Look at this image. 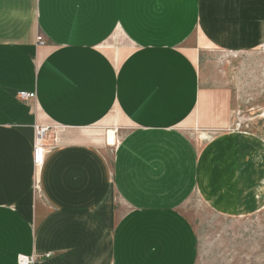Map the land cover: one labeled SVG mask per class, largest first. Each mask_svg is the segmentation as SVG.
<instances>
[{"label":"crops","instance_id":"0c3cea01","mask_svg":"<svg viewBox=\"0 0 264 264\" xmlns=\"http://www.w3.org/2000/svg\"><path fill=\"white\" fill-rule=\"evenodd\" d=\"M263 47L264 0H0V264H197L191 197L264 204V135L201 67ZM102 124L125 131L115 150Z\"/></svg>","mask_w":264,"mask_h":264},{"label":"rangeland","instance_id":"374dc122","mask_svg":"<svg viewBox=\"0 0 264 264\" xmlns=\"http://www.w3.org/2000/svg\"><path fill=\"white\" fill-rule=\"evenodd\" d=\"M233 57L209 56L211 69L201 67V71L207 79L214 76L215 71L228 79L236 96L235 124L239 121L245 123L246 126L242 128L245 133L260 132L264 135V47L255 55ZM48 126L43 125L51 135L53 128ZM107 127L102 124L92 131L107 138L108 132L115 130L114 146L107 142L115 150L125 131ZM188 129L187 126L185 131L188 135L199 138L196 131ZM182 212L197 233V264H264V204L254 215L232 218L211 211L198 197L193 196L183 206Z\"/></svg>","mask_w":264,"mask_h":264},{"label":"built area","instance_id":"2783aa9c","mask_svg":"<svg viewBox=\"0 0 264 264\" xmlns=\"http://www.w3.org/2000/svg\"><path fill=\"white\" fill-rule=\"evenodd\" d=\"M37 43L39 46L45 45V38L42 35H39L37 38ZM18 98L21 101H29L31 99L36 98L35 93H26V92H20L18 94ZM246 126L245 123H241L240 121L238 122L236 129L237 131H242V128ZM48 132L49 129H46L44 127H37V143L35 145V150H34V163L36 165L37 169H41L42 166L44 165L45 157L48 153L49 150H51V146H46L45 142L48 139ZM19 264H35L36 259L34 257H24L21 256L18 259Z\"/></svg>","mask_w":264,"mask_h":264},{"label":"bare ground","instance_id":"6f19581e","mask_svg":"<svg viewBox=\"0 0 264 264\" xmlns=\"http://www.w3.org/2000/svg\"><path fill=\"white\" fill-rule=\"evenodd\" d=\"M108 141H109V143H113V146H114V144L116 142V136H115L114 132H109Z\"/></svg>","mask_w":264,"mask_h":264}]
</instances>
